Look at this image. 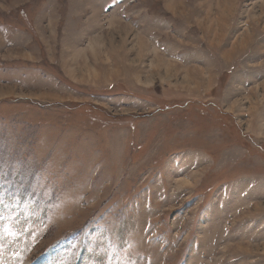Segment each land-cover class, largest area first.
<instances>
[{
    "label": "rangeland",
    "instance_id": "374dc122",
    "mask_svg": "<svg viewBox=\"0 0 264 264\" xmlns=\"http://www.w3.org/2000/svg\"><path fill=\"white\" fill-rule=\"evenodd\" d=\"M0 264H264V0H0Z\"/></svg>",
    "mask_w": 264,
    "mask_h": 264
}]
</instances>
